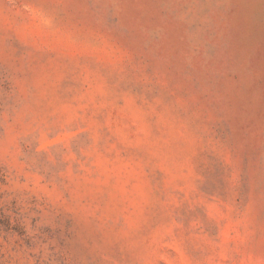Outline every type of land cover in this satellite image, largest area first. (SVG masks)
<instances>
[{
  "label": "rangeland",
  "instance_id": "374dc122",
  "mask_svg": "<svg viewBox=\"0 0 264 264\" xmlns=\"http://www.w3.org/2000/svg\"><path fill=\"white\" fill-rule=\"evenodd\" d=\"M0 264H264V0H0Z\"/></svg>",
  "mask_w": 264,
  "mask_h": 264
}]
</instances>
